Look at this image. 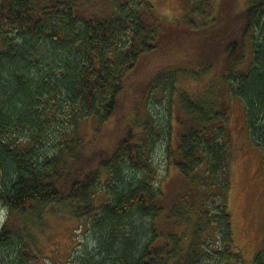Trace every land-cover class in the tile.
Here are the masks:
<instances>
[{
    "label": "trees",
    "instance_id": "16d2710c",
    "mask_svg": "<svg viewBox=\"0 0 264 264\" xmlns=\"http://www.w3.org/2000/svg\"><path fill=\"white\" fill-rule=\"evenodd\" d=\"M183 1L168 19L146 0H0V264H49L31 227L57 213L92 226L82 264H244L231 104L264 164V0L233 15L224 0L217 16ZM165 43L179 44L144 85L145 117L136 102L121 123L127 75Z\"/></svg>",
    "mask_w": 264,
    "mask_h": 264
},
{
    "label": "rangeland",
    "instance_id": "374dc122",
    "mask_svg": "<svg viewBox=\"0 0 264 264\" xmlns=\"http://www.w3.org/2000/svg\"><path fill=\"white\" fill-rule=\"evenodd\" d=\"M151 2L158 12L168 19L180 18L186 13L183 0H146ZM212 15L217 16L222 11L224 0H211ZM253 0H232L231 8L226 15H233L245 10ZM101 10L109 12L113 9L112 3L99 6ZM224 14V15H225ZM179 43L163 44L162 48L148 54L139 61L137 67L127 75L129 86L124 92L121 101V112L118 119L122 123L126 116L132 115V106L136 102L141 104L142 117H145V105L140 101L144 85L148 83L154 72L163 63H167L177 51L175 46ZM150 99L146 107L159 121L164 118V104ZM245 109L239 99H234L231 104V130L235 144L234 157L231 163V191L230 211L233 219L234 244L241 249L244 264H254L256 253L260 250L264 238V164L259 148L252 144L248 129L245 126ZM124 120L122 121V118ZM107 126V125H106ZM82 133H88L90 127L84 124ZM111 123L106 127V133L114 131ZM119 129V125H118ZM120 131V129H119ZM153 153L154 161L165 170V154L163 139L156 141ZM130 170V174H131ZM129 174V175H130ZM5 215L6 211H0ZM2 222V221H1ZM79 222L72 217L57 213L44 216L42 223L33 224L31 227L35 237L39 240V248L44 253V260L49 264H82L77 257L87 256L89 251L97 245L92 226H79Z\"/></svg>",
    "mask_w": 264,
    "mask_h": 264
},
{
    "label": "flooded vegetation",
    "instance_id": "af4514ba",
    "mask_svg": "<svg viewBox=\"0 0 264 264\" xmlns=\"http://www.w3.org/2000/svg\"><path fill=\"white\" fill-rule=\"evenodd\" d=\"M4 218H5V216L4 215H1V212H0V224L4 221Z\"/></svg>",
    "mask_w": 264,
    "mask_h": 264
}]
</instances>
